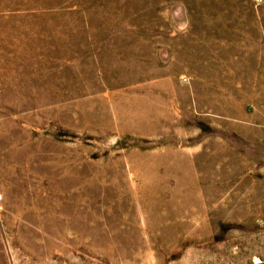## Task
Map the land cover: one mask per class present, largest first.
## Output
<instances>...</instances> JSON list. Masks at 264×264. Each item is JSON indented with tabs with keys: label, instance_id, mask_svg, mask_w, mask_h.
<instances>
[{
	"label": "rangeland",
	"instance_id": "1",
	"mask_svg": "<svg viewBox=\"0 0 264 264\" xmlns=\"http://www.w3.org/2000/svg\"><path fill=\"white\" fill-rule=\"evenodd\" d=\"M0 264H264V0H0Z\"/></svg>",
	"mask_w": 264,
	"mask_h": 264
},
{
	"label": "bare ground",
	"instance_id": "2",
	"mask_svg": "<svg viewBox=\"0 0 264 264\" xmlns=\"http://www.w3.org/2000/svg\"><path fill=\"white\" fill-rule=\"evenodd\" d=\"M57 212H59V211H57Z\"/></svg>",
	"mask_w": 264,
	"mask_h": 264
}]
</instances>
